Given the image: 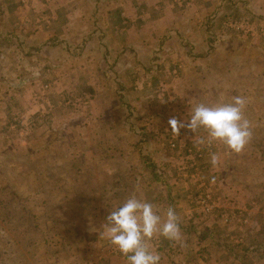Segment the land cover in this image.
Listing matches in <instances>:
<instances>
[{"label": "rangeland", "instance_id": "obj_1", "mask_svg": "<svg viewBox=\"0 0 264 264\" xmlns=\"http://www.w3.org/2000/svg\"><path fill=\"white\" fill-rule=\"evenodd\" d=\"M34 1L24 0L21 5ZM231 19L218 22V26L216 21L209 23L208 28L215 26L209 37L213 46L243 36L246 46L254 40L257 48L243 52V42L229 44L224 47L225 59L251 57L255 61L246 68L249 75L228 77L224 87L228 94L215 81L220 78L215 70L218 89L213 87L211 105L230 102L236 95L248 98L245 115L253 126V137L240 154L220 143L197 144L198 137L207 135L203 129L196 134L181 129L180 136L174 135L168 120L175 117L186 122L191 107L199 100L190 98L192 93L184 84L168 81L154 89L157 107L143 108L129 97L134 83L120 80L122 72L106 51V58L100 57L94 70L97 74L78 63L66 69L52 63L43 67V73L48 80H61L45 82L49 86L43 81L23 83L25 87L46 88L53 102H46L51 109L42 114L30 115L22 105L20 110L7 108L8 112L0 114V264H128L126 257L101 235L106 217L133 193L150 203L176 205L178 197L172 194L176 185L171 182L179 171L173 169L182 172L190 207L203 217L214 210V188H224L225 184L219 186L221 182L216 179L221 181L240 172L248 186L264 187V4L254 19L248 15ZM219 30L229 32L230 37L221 39ZM1 37L12 38L5 33ZM88 39L84 37L72 51L90 59ZM41 70L36 68L37 73ZM177 73L166 76L172 80ZM125 87H129L126 94ZM199 90L203 89L199 87L196 94ZM37 101L44 104L42 99ZM23 102L28 106L27 98ZM213 152L221 157L217 168L210 164ZM178 157H187L191 166L185 163V167H176ZM203 173L215 177V182H210L211 178L207 183ZM232 185L235 183L228 180L225 186ZM206 195L213 202L208 212L204 211L208 204L202 203ZM227 196H231L230 191ZM222 215L224 223L233 221L228 212ZM247 221V216H238L239 224ZM180 227L190 232L185 224L180 223ZM223 236L222 252L236 257L240 244L235 237ZM237 264L251 262L245 258Z\"/></svg>", "mask_w": 264, "mask_h": 264}, {"label": "crops", "instance_id": "obj_2", "mask_svg": "<svg viewBox=\"0 0 264 264\" xmlns=\"http://www.w3.org/2000/svg\"><path fill=\"white\" fill-rule=\"evenodd\" d=\"M21 1L24 0H0V114L8 112L7 108L20 110L21 105L30 115L50 110L46 102H53L51 93L44 87L39 90L35 89L36 85L30 88L23 83L43 81L49 86L45 82L61 80H48V75L43 73V67L52 63L64 69L78 63L82 69L91 67L97 74L94 70L99 61L106 58L104 51L122 72L120 80L126 84L134 83L133 94L129 97L143 108L158 105L154 89L168 81L184 84L192 93L190 98L211 105L213 87L218 89L214 82L218 81L220 88L227 92L228 77L249 75L246 68L255 61L251 57L225 59L227 51L224 47L241 42L244 43L243 52L257 47L252 44L254 40L251 43L247 40L246 46L243 36H237V41L225 39L222 44L213 46L209 37L215 26L208 28L209 23L216 21L218 26L223 20L229 22L231 17L243 15L254 19L260 5L264 4V0H35L22 6ZM199 20L201 22L197 23ZM219 31L222 32L221 39L230 37L229 32ZM2 33L10 34L12 38H2ZM87 36L90 37L87 43L91 48L90 59L72 51ZM218 50L224 51L223 54H217ZM36 68L41 73H37ZM215 70L220 78L213 76ZM175 71L178 73L172 80L166 76ZM118 73L115 79L119 77ZM194 85L203 90L196 94L198 88ZM43 92H46L43 97L37 96ZM127 92L129 87H125L124 93ZM26 98L28 106L23 102ZM3 125L10 127L9 123ZM186 158L178 157L176 167H185V163L191 166ZM173 171H179L176 176L172 172L174 179L171 182L176 185L172 187V194L178 197L177 204H152L162 216L168 206L173 207L181 218L180 223L190 232L181 230L184 247L162 236L149 242L160 253V264H237L245 258L251 264H264V187L248 186V180L240 172H233L221 181L216 179L221 182L219 186L226 185L228 180L235 185L214 188V210L203 217L190 207L189 190L183 184L182 172ZM211 178L203 173L207 183ZM170 189L171 186L167 190L169 198ZM228 191L231 196H227ZM222 212H228L233 221L224 223ZM240 214L247 216V223H238ZM223 235L235 237L240 244L236 246V250L241 248L236 257L233 253L222 252ZM166 249L171 250L167 253Z\"/></svg>", "mask_w": 264, "mask_h": 264}, {"label": "clouds", "instance_id": "obj_3", "mask_svg": "<svg viewBox=\"0 0 264 264\" xmlns=\"http://www.w3.org/2000/svg\"><path fill=\"white\" fill-rule=\"evenodd\" d=\"M248 103V98L240 95L226 103L209 105L200 102L191 107L186 122L171 117L168 124L176 136H180L181 129L194 134L203 129L207 135L198 137L197 144L212 146L220 143L227 150L240 154L253 137V126L245 115ZM220 163L221 157L211 153L212 167L217 168ZM210 182L214 183L215 177ZM180 221L173 207L169 206L162 216L152 203L133 193L122 205L110 211L101 235L126 257L128 264H160L161 255L149 242L162 236L184 247Z\"/></svg>", "mask_w": 264, "mask_h": 264}, {"label": "built area", "instance_id": "obj_4", "mask_svg": "<svg viewBox=\"0 0 264 264\" xmlns=\"http://www.w3.org/2000/svg\"><path fill=\"white\" fill-rule=\"evenodd\" d=\"M210 202V203H209ZM202 203L208 204L206 206V209L204 211L208 212L213 208V202L211 201L210 195H206L205 197L202 198Z\"/></svg>", "mask_w": 264, "mask_h": 264}]
</instances>
